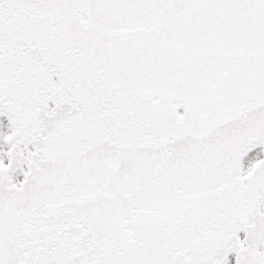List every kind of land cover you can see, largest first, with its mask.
Instances as JSON below:
<instances>
[{
    "label": "snow or ice",
    "instance_id": "6c2138e0",
    "mask_svg": "<svg viewBox=\"0 0 264 264\" xmlns=\"http://www.w3.org/2000/svg\"><path fill=\"white\" fill-rule=\"evenodd\" d=\"M0 264H264V0H0Z\"/></svg>",
    "mask_w": 264,
    "mask_h": 264
}]
</instances>
